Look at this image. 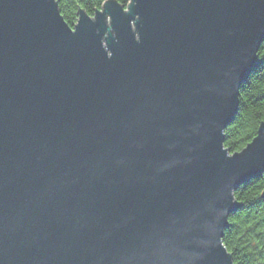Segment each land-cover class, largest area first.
I'll return each instance as SVG.
<instances>
[{"label": "water", "instance_id": "obj_1", "mask_svg": "<svg viewBox=\"0 0 264 264\" xmlns=\"http://www.w3.org/2000/svg\"><path fill=\"white\" fill-rule=\"evenodd\" d=\"M264 0H0V264H234L224 148L262 63Z\"/></svg>", "mask_w": 264, "mask_h": 264}, {"label": "trees", "instance_id": "obj_2", "mask_svg": "<svg viewBox=\"0 0 264 264\" xmlns=\"http://www.w3.org/2000/svg\"><path fill=\"white\" fill-rule=\"evenodd\" d=\"M66 23L73 27L78 12L94 16L107 0H56ZM124 8L130 0H115ZM260 66L240 87V108L235 120L225 129L224 148L241 151L256 136L264 122V42L258 51ZM234 198L242 207L230 215L222 243L231 254L234 264H264V173L241 185Z\"/></svg>", "mask_w": 264, "mask_h": 264}]
</instances>
